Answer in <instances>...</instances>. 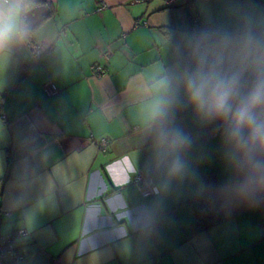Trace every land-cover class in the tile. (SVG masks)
I'll return each mask as SVG.
<instances>
[{"label":"crops","instance_id":"0c3cea01","mask_svg":"<svg viewBox=\"0 0 264 264\" xmlns=\"http://www.w3.org/2000/svg\"><path fill=\"white\" fill-rule=\"evenodd\" d=\"M27 1L55 9L28 38L50 47L36 61L20 32ZM187 1L15 0L16 31L0 46V208L10 213L3 232L28 231L18 240L22 264H264V208L233 183L215 122L165 80L186 64ZM194 3L221 33L212 43L264 38V0ZM104 51L98 77L91 66L105 63ZM46 83L57 92L47 95ZM165 100L166 115L155 116ZM161 121L191 138L178 171L176 154L158 143ZM137 171L155 194L141 195ZM210 172L223 221L194 232L187 201Z\"/></svg>","mask_w":264,"mask_h":264},{"label":"clouds","instance_id":"9594fccd","mask_svg":"<svg viewBox=\"0 0 264 264\" xmlns=\"http://www.w3.org/2000/svg\"><path fill=\"white\" fill-rule=\"evenodd\" d=\"M19 11L15 0H0V46L15 34ZM165 80L174 98L182 89L203 120L219 122L227 161L241 178V193L264 191V38L249 34L236 45L196 38L188 62ZM170 103H159L154 115L165 116ZM158 143L176 154L173 167L180 170L179 152L191 144V138L161 121Z\"/></svg>","mask_w":264,"mask_h":264},{"label":"built area","instance_id":"2783aa9c","mask_svg":"<svg viewBox=\"0 0 264 264\" xmlns=\"http://www.w3.org/2000/svg\"><path fill=\"white\" fill-rule=\"evenodd\" d=\"M153 0H131L132 3H149ZM167 5H172L179 0H162ZM195 3L193 0H188L185 4L186 16L189 23V39L179 47V56L186 61L189 60L191 51V43L202 36L207 37L208 42H212L218 39L221 35L215 24L203 22L200 19L199 13L194 8ZM105 7V4L101 2L96 10L99 11ZM27 49L31 53L33 59L36 61L40 55L49 51L50 47L44 48L30 39L26 43ZM111 53L104 51L102 56L105 60L104 64H94L91 66V73L95 76H102L106 72V64L110 58ZM45 93L51 95L57 92V87L52 83H46L44 87ZM2 116L4 114L2 113ZM219 131V130H217ZM105 144V143H104ZM134 183L142 196H148L157 192L156 186L152 183L149 174L143 171H137L134 176ZM10 213L7 210L0 208V264H22L24 260V254L22 253L18 240L27 235L28 231L25 228L13 229L7 232L2 231V220Z\"/></svg>","mask_w":264,"mask_h":264},{"label":"trees","instance_id":"16d2710c","mask_svg":"<svg viewBox=\"0 0 264 264\" xmlns=\"http://www.w3.org/2000/svg\"><path fill=\"white\" fill-rule=\"evenodd\" d=\"M35 4H42V3H37L35 1H27L21 6V21H20V32L21 34L26 38L31 37V33L33 31L32 29H28L26 27L25 23V13L27 8H31L35 6ZM55 9L53 6L50 7L49 13L44 16V18L52 15L54 13ZM218 123L215 122L214 128L218 130ZM11 163L12 159L9 158L8 160V171L11 170ZM203 183H204V191L196 195L194 197H191L188 199L187 203L189 207L191 208L193 212V222L191 224V228L194 232H200L205 229H208L212 226H215L223 221V215L216 204L215 200L212 197V191L214 188H216L219 185V182L217 180V176L214 172L210 173H204L202 175ZM233 183L239 188L241 184V178L237 174V172H234V180ZM249 196L258 206L261 208H264V191L255 193V194H248Z\"/></svg>","mask_w":264,"mask_h":264},{"label":"water","instance_id":"95a60500","mask_svg":"<svg viewBox=\"0 0 264 264\" xmlns=\"http://www.w3.org/2000/svg\"><path fill=\"white\" fill-rule=\"evenodd\" d=\"M50 11L48 5H36L29 8L25 13V23L28 29H32L36 26L41 19L46 16Z\"/></svg>","mask_w":264,"mask_h":264},{"label":"rangeland","instance_id":"374dc122","mask_svg":"<svg viewBox=\"0 0 264 264\" xmlns=\"http://www.w3.org/2000/svg\"><path fill=\"white\" fill-rule=\"evenodd\" d=\"M195 1V0H194ZM262 199H264V197H262Z\"/></svg>","mask_w":264,"mask_h":264}]
</instances>
